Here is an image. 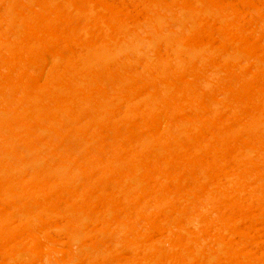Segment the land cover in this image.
<instances>
[{
	"label": "bare ground",
	"instance_id": "1",
	"mask_svg": "<svg viewBox=\"0 0 264 264\" xmlns=\"http://www.w3.org/2000/svg\"><path fill=\"white\" fill-rule=\"evenodd\" d=\"M0 264H264V0H0Z\"/></svg>",
	"mask_w": 264,
	"mask_h": 264
}]
</instances>
